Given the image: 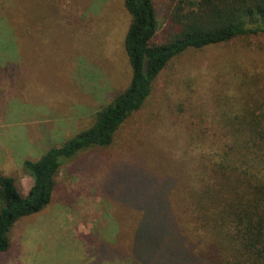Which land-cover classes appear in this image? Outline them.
<instances>
[{"label": "rangeland", "instance_id": "374dc122", "mask_svg": "<svg viewBox=\"0 0 264 264\" xmlns=\"http://www.w3.org/2000/svg\"><path fill=\"white\" fill-rule=\"evenodd\" d=\"M153 2L160 33L167 0ZM128 24L122 0H0V175L21 194L32 185L23 163L90 127L127 86ZM249 80L264 86L263 35L173 59L110 146L61 167L50 205L14 225L0 264H127L130 244L114 243L142 211L124 203L126 189L138 198L150 179L141 192L153 195L186 158L222 152L219 110Z\"/></svg>", "mask_w": 264, "mask_h": 264}, {"label": "trees", "instance_id": "16d2710c", "mask_svg": "<svg viewBox=\"0 0 264 264\" xmlns=\"http://www.w3.org/2000/svg\"><path fill=\"white\" fill-rule=\"evenodd\" d=\"M122 4L129 16L122 43L128 84L98 110L90 127L23 163L32 182L26 195L14 179L0 175V254L8 251L9 233L19 220L50 205L61 167L110 146L121 125L144 106L169 62L187 51L264 36V0H167L160 33L153 0ZM245 83L235 86V96L224 99L219 110L226 135L222 152L186 158L172 173L178 181L170 179L171 185L153 195L141 192L150 189V179L138 198L126 189L129 202L124 203L142 211L129 238L114 243L118 249L130 244L127 264H264V86Z\"/></svg>", "mask_w": 264, "mask_h": 264}]
</instances>
